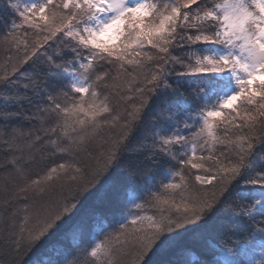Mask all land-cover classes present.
<instances>
[{
    "label": "snow or ice",
    "instance_id": "1",
    "mask_svg": "<svg viewBox=\"0 0 264 264\" xmlns=\"http://www.w3.org/2000/svg\"><path fill=\"white\" fill-rule=\"evenodd\" d=\"M6 11L0 264H264V0Z\"/></svg>",
    "mask_w": 264,
    "mask_h": 264
},
{
    "label": "trees",
    "instance_id": "2",
    "mask_svg": "<svg viewBox=\"0 0 264 264\" xmlns=\"http://www.w3.org/2000/svg\"><path fill=\"white\" fill-rule=\"evenodd\" d=\"M11 20H12L11 15L6 11V0H0V37H2V34L6 28V25H10ZM4 58H5V53L3 52L2 48H0V75H2L4 71V68H3ZM29 75H31V73H29ZM3 129H4V124L2 121H0V136L3 135ZM127 162L135 163L132 157H129ZM140 179L141 177L137 176L134 178V181H139ZM225 216H226V213H224L223 210H221V212L218 215L214 216L213 219L209 221L208 226L211 227L213 224H219V223L224 222L223 218ZM189 251L191 253L196 254L197 256H200L201 258H203L204 256L202 248L197 239L196 233H190L180 238L177 241L175 251L163 254L162 256H158L154 259L156 260L164 259V260H172V261L182 259L184 261V264H190L192 257L187 254ZM4 259L5 257H4L3 252H0V261ZM26 259H29V257H26ZM47 259H48V256L46 255V252L44 249H40L36 251L34 254H30V260L39 262V264H45Z\"/></svg>",
    "mask_w": 264,
    "mask_h": 264
}]
</instances>
